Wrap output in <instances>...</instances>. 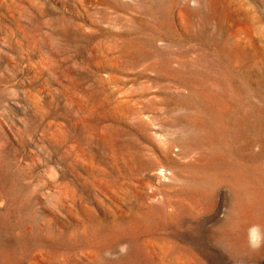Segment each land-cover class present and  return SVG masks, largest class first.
<instances>
[{"label":"rangeland","instance_id":"1","mask_svg":"<svg viewBox=\"0 0 264 264\" xmlns=\"http://www.w3.org/2000/svg\"><path fill=\"white\" fill-rule=\"evenodd\" d=\"M0 264H264V0H0Z\"/></svg>","mask_w":264,"mask_h":264}]
</instances>
